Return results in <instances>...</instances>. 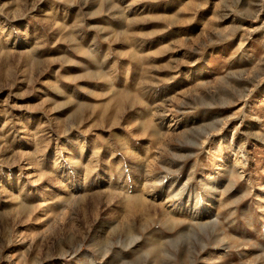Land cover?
Masks as SVG:
<instances>
[{
  "label": "rangeland",
  "instance_id": "1",
  "mask_svg": "<svg viewBox=\"0 0 264 264\" xmlns=\"http://www.w3.org/2000/svg\"><path fill=\"white\" fill-rule=\"evenodd\" d=\"M0 264H264V0H0Z\"/></svg>",
  "mask_w": 264,
  "mask_h": 264
}]
</instances>
